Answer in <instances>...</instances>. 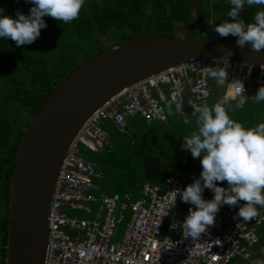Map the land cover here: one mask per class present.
Instances as JSON below:
<instances>
[{"label": "built area", "instance_id": "built-area-1", "mask_svg": "<svg viewBox=\"0 0 264 264\" xmlns=\"http://www.w3.org/2000/svg\"><path fill=\"white\" fill-rule=\"evenodd\" d=\"M218 61L192 58L150 74L121 88L88 115L69 142L56 173L43 264H229L233 258L237 264H264V244L258 239L259 227L264 226V208L257 207V218L243 221L235 206L222 205L214 226L195 240L187 237L182 226L189 208L195 207L182 202L176 178L166 177L163 189L158 184L143 183L135 199L127 192L106 194L98 191L95 181L102 174L95 162L79 156L80 148L92 153L109 148L103 123H111L125 133L122 125L127 119L138 116L145 124L166 123L165 109L170 104L179 118L194 111L190 102L207 104L209 79L216 81L208 68L223 67ZM253 70L241 63L227 64L224 94L236 101L235 107L239 97L229 84L240 80L247 98L251 84L264 86V70ZM176 102L183 103V113L175 111ZM217 186L228 187L226 181L217 182ZM213 197L209 190L204 199ZM63 208L83 216L69 215ZM121 223V235L112 242L114 230Z\"/></svg>", "mask_w": 264, "mask_h": 264}, {"label": "trees", "instance_id": "trees-1", "mask_svg": "<svg viewBox=\"0 0 264 264\" xmlns=\"http://www.w3.org/2000/svg\"><path fill=\"white\" fill-rule=\"evenodd\" d=\"M33 6L25 0H0L3 9L0 16L16 19L17 10L27 16ZM231 7L229 0H85L79 18L70 23L43 17L46 27L32 44L18 47L11 39H0V264H4L14 154L24 127L44 100L85 60L108 46L135 34L173 37L175 23H181L184 30L203 28L212 13L224 23ZM103 37L108 44H104ZM219 39L226 38L219 35ZM209 84L212 91L207 101L209 107L226 101L229 117L245 129L264 123V101L257 103L251 99L237 109L234 101L216 100L214 81L209 79ZM259 87H251L252 97ZM185 118L191 123L184 124ZM185 118L167 117L166 123L150 124L139 118V128L132 130L134 138L114 126L116 134L108 135L109 148L95 154V165L102 174L99 190L108 194L127 192L133 199L139 195L143 183L158 184L163 189V180L172 176L182 191L199 179L202 156L194 159L190 151L182 148L183 139L197 131L196 119L192 114ZM202 195L203 198L209 195V189L205 188ZM244 203L239 201L235 211ZM258 239L264 244V226L259 227ZM229 264H237L236 259Z\"/></svg>", "mask_w": 264, "mask_h": 264}, {"label": "water", "instance_id": "water-1", "mask_svg": "<svg viewBox=\"0 0 264 264\" xmlns=\"http://www.w3.org/2000/svg\"><path fill=\"white\" fill-rule=\"evenodd\" d=\"M179 39L135 34L85 60L30 117L11 169L4 264H43L47 212L64 152L88 115L121 88L192 58L226 59L253 69L264 66V49L237 39ZM232 53L228 55V53ZM125 133L135 135L127 124Z\"/></svg>", "mask_w": 264, "mask_h": 264}, {"label": "clouds", "instance_id": "clouds-1", "mask_svg": "<svg viewBox=\"0 0 264 264\" xmlns=\"http://www.w3.org/2000/svg\"><path fill=\"white\" fill-rule=\"evenodd\" d=\"M229 2L232 7L227 16L233 22L221 23L214 30L221 37H237L236 43L241 48L250 43L252 51L259 52L264 49V11H258L252 18V23L246 24L239 18L245 5H264V0ZM25 3L34 5L29 9V15L25 16L17 10L16 19L0 16V39H11L18 47L35 42L41 29L46 27L43 20L45 16L63 23L78 19L85 0H25ZM2 12L3 9L0 8V13ZM218 63L224 66L208 68L209 73L211 78L224 84L228 78V61L221 59ZM229 85L239 97L236 107H243L248 99L243 95V83L236 80ZM251 99L257 103L264 101V86L259 87ZM225 103L226 101L217 103L212 107L207 104L189 103L194 110L192 116L196 119L197 131L183 139L182 148L190 151L194 159L202 156V171L200 178L179 191V195L182 202L195 207V210L189 208V215L182 224L187 237L195 240L206 234L209 227L214 226L215 216L222 205L231 207L236 206L239 201H244V206L240 207L237 213L243 221L258 217L257 206L264 208V123L245 129L242 124L229 117ZM182 106V102H176L175 111L183 113ZM168 114H172L171 104L168 106ZM183 123L189 124L191 121L185 118ZM225 181L227 188L217 186V182ZM205 188L214 193L212 200L206 201L203 198ZM215 241L216 245H220L219 240Z\"/></svg>", "mask_w": 264, "mask_h": 264}, {"label": "rangeland", "instance_id": "rangeland-1", "mask_svg": "<svg viewBox=\"0 0 264 264\" xmlns=\"http://www.w3.org/2000/svg\"><path fill=\"white\" fill-rule=\"evenodd\" d=\"M258 11H264V5H259V6L254 5L252 7H248L246 5L245 6V11L243 10L239 14V18L242 19L246 24L247 23H252V22H254L252 18L254 17V15ZM190 15H192V11H190ZM214 16L215 15L213 13H212V15H210V17L206 21V25L203 26V28H198V27L194 26L192 29L184 30L182 28L181 23H175L174 24V29L172 31V35H173V37H176V38H179V39H188L187 37H195V36H199V37H201L203 39L204 38L207 39V38H209L212 35L213 32H216L214 30L215 27L218 26L219 24H221L220 20H219V17L218 16L214 17ZM226 22H233V21H232V19L230 17L227 16ZM199 29H202L203 31H205L206 34L202 35V30L200 31ZM225 38L226 39H237V37H233L232 35H229L228 37H225ZM103 42H104V44H106V43L108 44L109 43V41H108V39L106 37H103ZM216 100H218V99H216ZM188 111H189V109H188ZM165 112H166V115H167V117L169 119H176L177 118L173 111H172L171 115L168 114V110L167 109H165ZM134 118H136V119L133 120V122L130 121L129 119L126 120V122L129 124V126L132 127L131 131L134 130V129L139 128V124H140L139 117L136 116ZM102 127L107 131L108 135L116 134V132H115L116 128L113 125H111L110 123H106V124L103 123ZM95 154L96 153L89 152V151H87L84 148H80V150H79V156L81 158L85 159V160L94 161L96 159V155ZM99 181L100 180H96L95 181L98 186H99ZM98 191H102V190L101 189L99 190V188H98ZM106 194H108V193H106ZM137 197H138V194L133 196V199H135ZM93 205L95 206L96 203H94ZM63 210L66 211L69 215L75 216L77 218H81L83 216L81 212H77V211L71 212V211H69L66 208H63ZM122 227H123V224L121 223L115 228L114 236L111 238L112 242H115V241L118 240V238L120 237L121 232H122Z\"/></svg>", "mask_w": 264, "mask_h": 264}, {"label": "crops", "instance_id": "crops-1", "mask_svg": "<svg viewBox=\"0 0 264 264\" xmlns=\"http://www.w3.org/2000/svg\"><path fill=\"white\" fill-rule=\"evenodd\" d=\"M206 33H205V31H202V35H205ZM209 35V34H208ZM214 81V80H213ZM214 86H215V88H216V94H215V96H214V98L215 99H218V100H220L221 98H225V99H228V100H231V99H229V98H226L225 97V94H224V90H225V88H226V82L224 83V84H220V83H218L217 81H214ZM253 85L251 84L250 86H249V96H248V99H246V101H245V104L246 103H249L250 101H251V98H252V94H251V87H252ZM231 101H234V104L236 103V101L235 100H231ZM193 112H191V114H192ZM191 114H189V115H187V116H185V117H188V116H191ZM177 117V116H176ZM185 117H182V118H185ZM178 119H179V117H177ZM127 123V122H126Z\"/></svg>", "mask_w": 264, "mask_h": 264}, {"label": "bare ground", "instance_id": "bare-ground-1", "mask_svg": "<svg viewBox=\"0 0 264 264\" xmlns=\"http://www.w3.org/2000/svg\"><path fill=\"white\" fill-rule=\"evenodd\" d=\"M48 213V212H47Z\"/></svg>", "mask_w": 264, "mask_h": 264}]
</instances>
